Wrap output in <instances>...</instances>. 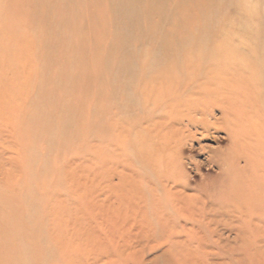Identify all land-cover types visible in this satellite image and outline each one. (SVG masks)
Returning <instances> with one entry per match:
<instances>
[{
	"label": "rangeland",
	"instance_id": "1",
	"mask_svg": "<svg viewBox=\"0 0 264 264\" xmlns=\"http://www.w3.org/2000/svg\"><path fill=\"white\" fill-rule=\"evenodd\" d=\"M0 1V264H264V0H161L152 44L104 56L124 61L112 103L94 116L93 85H76L83 121L49 141L59 116L36 139L25 121L49 110L48 29L29 0ZM157 38L171 74L147 66Z\"/></svg>",
	"mask_w": 264,
	"mask_h": 264
},
{
	"label": "bare ground",
	"instance_id": "2",
	"mask_svg": "<svg viewBox=\"0 0 264 264\" xmlns=\"http://www.w3.org/2000/svg\"><path fill=\"white\" fill-rule=\"evenodd\" d=\"M27 3L29 10L26 14L28 17L33 16L34 26L42 30L48 29L40 48L41 53L39 52L44 58L38 73L41 85L38 97L43 99L44 103L45 101L48 103L49 110L42 108L37 111L30 107L25 121L29 126L31 125L32 130L34 129L32 137L36 139L38 137L37 124L40 119L49 117L51 113L59 116L60 121L57 124L52 123L51 128L48 127L49 141L52 131L64 126L74 130L76 125L82 123L87 107L83 104L78 106L77 86L93 85L96 96L93 101L94 107L91 110L92 112L96 110L94 116L96 112L100 116L101 110L103 111L112 103V94L107 95L104 89L114 87L113 80L121 78L120 65L122 64L123 67L122 62L124 61H122V55L116 56L114 60L106 59L104 56L114 57L113 55L120 49L122 52H125V49L133 51L132 47L140 46L141 50L142 46L152 44L161 27L159 23L153 24V16L154 14L159 15L162 20L163 11L161 0H91L88 5L89 10L91 9L88 14L91 17V25L87 31L81 27L83 10L80 0H29ZM135 5H141V9H146V18L151 22L148 33L147 29L144 30V34H147L145 38L144 36L140 38L139 35H136V38L131 34L135 26H137V31L140 30L143 33L140 25L137 24V20L142 15ZM2 7L3 4L0 3V9ZM17 14L19 15V10L15 13ZM48 16L51 17L50 22ZM107 28L112 29L110 33ZM65 30L68 33H64ZM90 32L93 35L92 38ZM107 36L110 37L111 42L106 46ZM157 39L160 43L156 44L157 48L155 47L153 54L149 55L147 66L151 68L159 66L161 71H164V75L171 74L175 69L169 67L167 58L162 60L166 56L158 52L164 42L161 38ZM88 66L94 69L95 80L93 82L84 78ZM102 71L107 76L111 74L112 77L109 76L104 80ZM126 91L127 89L122 90V92ZM79 110V116L74 117L76 111L79 112ZM38 117H40L39 120H37ZM188 117L191 116L188 115Z\"/></svg>",
	"mask_w": 264,
	"mask_h": 264
}]
</instances>
